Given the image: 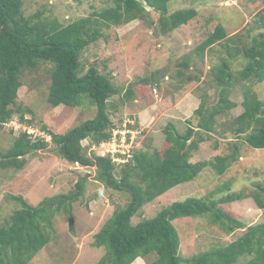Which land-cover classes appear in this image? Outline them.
Masks as SVG:
<instances>
[{
    "label": "trees",
    "instance_id": "trees-1",
    "mask_svg": "<svg viewBox=\"0 0 264 264\" xmlns=\"http://www.w3.org/2000/svg\"><path fill=\"white\" fill-rule=\"evenodd\" d=\"M169 1L114 0L112 6L63 24L56 18L43 17L38 11L25 15L23 0H0V129L15 115L21 123L32 124L24 117L29 109L17 104V93L24 73L35 72L41 62L54 64L47 96L51 106L96 107L93 118L64 133H53L44 125L40 126L39 130L50 135V142L19 131L12 145L0 152V171L18 170L26 163L27 155L53 146L69 163L94 167L96 180L112 191L126 193L128 200L116 206L94 234L93 246L104 249L96 264H135L140 259L144 264H238L240 261L241 264H264V221L246 227L220 206L249 197L257 208L264 209V182L254 183L248 191H232L218 199L213 197L215 191H211L201 197L175 200L154 217L137 224L131 222L143 205L177 184L195 179L205 168L224 173L240 157L239 140L252 148H264V103L248 86L243 91L241 113L221 122L217 120L235 107L236 103L229 97L236 85L264 81V31L252 34L255 26L264 28V9L254 19V26L245 29V37H250L248 43L237 33L227 36L225 28L217 24L197 44L195 51L200 58L206 49L212 51L216 43L224 46L226 57L205 73L204 84L210 86L209 79L214 83L217 100L211 102L206 92L200 96L193 112L195 125L187 119L188 127L182 134L168 123L163 130L165 141L160 151L133 150L126 164L114 162L110 154L102 156L95 150L87 154L92 144L110 140L115 125L110 120L107 103L120 90L114 85L111 74L100 72L94 64L83 72L84 50L103 38L106 28L136 19L146 21L150 11L158 15L154 35H165L198 14L194 7L170 10ZM238 57H242L243 63L234 71L230 63ZM175 66L174 72L167 71L170 93L178 91L188 81H200L201 66L197 73L185 71L191 66V56ZM165 75L156 69L150 76L139 77L124 90L122 102L134 103L132 101L139 96H144L149 83L160 85ZM227 133L232 135L227 143L229 153L217 154L210 160H190L199 144L211 139L212 134L226 138ZM85 139L89 141L88 146L82 145ZM86 182L87 178L81 177L71 190L45 197L36 205L22 196H11L18 207L0 223V264H32L38 251L48 244L55 230L56 216H64L72 227L73 205L82 201ZM199 215L207 216L211 224L228 230L246 229L227 245L182 258L178 255L179 234L172 221L177 217Z\"/></svg>",
    "mask_w": 264,
    "mask_h": 264
},
{
    "label": "rangeland",
    "instance_id": "rangeland-1",
    "mask_svg": "<svg viewBox=\"0 0 264 264\" xmlns=\"http://www.w3.org/2000/svg\"><path fill=\"white\" fill-rule=\"evenodd\" d=\"M23 3L25 15L38 11L47 19L56 18L66 24L94 10L100 11L112 6L114 0H23ZM168 7L170 10L194 7L198 14L187 24L165 35H154L153 28L158 15L150 11L146 21L136 19L122 26L106 28L104 37L88 46L82 54L83 72L89 65L94 64L100 72H109L114 85L120 90L107 103L110 120L115 125L111 139L114 134L122 131L124 140L128 137L127 144L132 141L130 154L138 149L160 151L165 141L163 130L168 123L175 125L184 134L188 127L187 119L192 120V125L196 124L193 112L199 105L200 96L206 92L211 102L217 100L216 86L209 79L210 86L207 87L204 77L209 68H213L226 57V49L221 43H216L212 51L206 49L203 58H200L195 51L196 46L217 24L225 28L227 36L237 33L244 43H248L250 37H245V29L254 26V19L264 9V0H171ZM146 9L150 8L146 6ZM256 27L252 34L264 31L263 27ZM186 56H191V66L185 71L197 73L201 66V79L188 81L181 89L170 93L167 71L174 72L175 64ZM242 63V57H238L230 65L235 71L241 68ZM53 69V63L41 62L35 72L24 73L17 93V104L29 109L24 117L32 124L23 126L15 115L7 126L0 129V152L10 147L17 133L22 130L15 128L30 127L28 129L34 130V136L44 137L50 142L49 136L38 129L40 126L44 125L53 133H64L94 117L96 107L93 105L71 107L60 104L53 107L48 103ZM156 69L166 73L163 83H149L143 97L139 96L131 104L123 103L121 95L124 90L135 84L139 77L150 76ZM247 86L264 103V81L238 84L229 97L236 105L225 115L218 116L219 122L241 113L243 91ZM124 130H129V133L126 135ZM120 136L122 135L117 136L114 142L120 146V150H125L126 143L119 142ZM230 138V133L226 134V138L212 134L211 139L199 144L190 160H210L217 154L229 153L231 149L227 143ZM84 146L88 145L85 143ZM238 146L240 157L224 173L217 174L213 169L205 168L195 179L179 183L143 205L132 216L131 222L137 224L142 219L154 217L159 210L175 200L201 197L211 191H215L213 197L218 199L232 191H248L254 183H263L264 148H252L242 139ZM98 147L100 146H94L92 150L99 149ZM90 152L91 149L87 148V154ZM103 153L106 155L105 148ZM117 155L125 157L120 153ZM26 160L18 170L0 171V223L18 207L11 196H22L28 203L36 205L45 197L71 190L79 178L86 177L82 201L73 205L72 227L64 216H56L55 230L48 244L34 256L32 264H96L104 249L93 246L94 234L111 215L112 210L116 206H122L129 196L123 192L112 191L113 189L97 181L94 167L69 163L53 146L27 155ZM129 160L130 157L121 164H126ZM220 206L242 221L246 227L264 221V209L257 208L249 197ZM172 223L179 234L178 255L182 258L191 257L215 246L227 245L246 229L228 230L219 224H211L207 216L200 215L177 217ZM144 263L140 259L135 264Z\"/></svg>",
    "mask_w": 264,
    "mask_h": 264
},
{
    "label": "built area",
    "instance_id": "built-area-1",
    "mask_svg": "<svg viewBox=\"0 0 264 264\" xmlns=\"http://www.w3.org/2000/svg\"><path fill=\"white\" fill-rule=\"evenodd\" d=\"M16 127V126H15ZM14 127V128H15ZM26 127V126H25ZM19 128H22L23 130H25L26 132H28V133H35L34 132V130H31V129H28V128H30V127H28V128H24L23 126H21V127H18V128H15V129H19ZM125 132H126V135H127V133H129V130H124ZM121 132L122 131H120V132H118V134H114V137L111 139L110 138V140L109 141H106V142H102V143H100L99 144V146L100 147H98L99 149H97L98 151H99V153L101 154V155H104V153H103V150H104V148H105V154H110V156L112 157V160L113 161H115V162H117V163H121V162H123L124 160H126V158H129V157H131V154H130V148H131V146H132V141H130V144H127V142H128V137H126V135H125V137H126V139L124 140V135L123 134H121ZM119 135H122V136H120L119 137V142H121V143H126V148H125V150H120L119 149V145H117L114 141H116V139H117V136H119ZM131 137V136H130ZM118 153H120L121 155H125V157L124 158H122V157H120V156H118L117 154Z\"/></svg>",
    "mask_w": 264,
    "mask_h": 264
},
{
    "label": "clouds",
    "instance_id": "clouds-1",
    "mask_svg": "<svg viewBox=\"0 0 264 264\" xmlns=\"http://www.w3.org/2000/svg\"><path fill=\"white\" fill-rule=\"evenodd\" d=\"M26 119H27V118H26ZM19 122H20V121H19ZM8 124H9V123H8ZM8 124H7V125H8ZM7 125H6V126H7ZM23 126H28V125L23 124ZM12 127H13V126H12ZM27 128H28V127H27ZM22 130H23V129H22ZM23 131H25V130H23ZM44 133H45V132H44ZM30 134H32V133H30ZM45 134H46L47 136H49V138H50V135H49V134H47V133H45ZM38 137H39V136H38ZM41 138H44V137H41ZM44 139H45L46 141H49V140H47L46 138H44ZM83 141H84V144H82L83 146L85 145V143L88 145V143H89L88 140L85 139V140H83ZM83 141H82V143H83ZM108 141H109V140H108ZM103 142H106V141H103ZM100 143H102V142H100ZM100 143H99V144H100ZM99 144H98V145L92 144V145H91V150H92V147H94V146H99ZM95 151L97 152L98 150L96 149ZM97 153H98L99 155H101V154L99 153V151H98ZM132 153H133V151H132ZM106 155H107V154H106ZM102 156H103V155H102ZM131 157H132V154H131ZM131 157H130V158H131ZM114 162H115V161H114ZM120 164H121V163H120Z\"/></svg>",
    "mask_w": 264,
    "mask_h": 264
}]
</instances>
